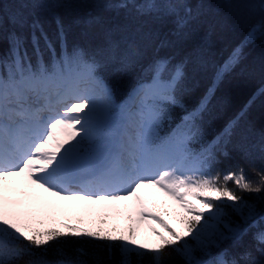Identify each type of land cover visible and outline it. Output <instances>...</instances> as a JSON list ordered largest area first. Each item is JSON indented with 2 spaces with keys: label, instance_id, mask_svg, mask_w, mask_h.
I'll return each mask as SVG.
<instances>
[{
  "label": "snow or ice",
  "instance_id": "6c2138e0",
  "mask_svg": "<svg viewBox=\"0 0 264 264\" xmlns=\"http://www.w3.org/2000/svg\"><path fill=\"white\" fill-rule=\"evenodd\" d=\"M95 2L106 11L125 10L126 19L171 17L173 27L159 39L157 51L184 43H191V51L175 62L172 56H157L117 102L100 72L110 64L127 71L138 63L142 25L106 27L101 17L89 14L78 21L82 34L99 27L100 42L69 49L59 16L53 17V39L34 13L9 15L8 23L21 31L8 33V54L0 55V264H170L173 254L182 264H249L247 250L228 258L213 249L246 233L231 220L232 213L244 225L260 215L242 194L264 193V174L253 182L238 166L213 172L217 154L227 155L238 120L209 138L203 118L243 47L264 35V0H258L261 18L216 67L211 85L191 108L183 96L207 70L203 52L210 43L209 32L192 27L199 22V7L193 9L191 0ZM2 31L0 15V39ZM109 120L119 121L115 136L106 128ZM141 189L155 190L151 206ZM62 202L86 207L69 212ZM117 202H126L123 227L109 223L120 215ZM149 220L163 230L148 228L156 238L151 245L137 239ZM253 239L264 245V231Z\"/></svg>",
  "mask_w": 264,
  "mask_h": 264
},
{
  "label": "trees",
  "instance_id": "16d2710c",
  "mask_svg": "<svg viewBox=\"0 0 264 264\" xmlns=\"http://www.w3.org/2000/svg\"><path fill=\"white\" fill-rule=\"evenodd\" d=\"M191 7H199L201 16L198 23L192 27L203 34L209 32L210 43L203 55L207 61V70L197 76L198 83L190 86V91L183 96L184 102L194 107L212 83L216 67L221 65L229 53L241 44L250 27L261 18L258 0H191ZM17 11L34 13L44 26L49 37L55 38L56 24L53 17L59 16L65 26L67 46L69 49L75 44L95 47L101 39L100 28L88 30L84 36L83 25L78 23L89 14L101 17L106 27L130 24L131 27L142 25L141 46L142 58L127 71H119L117 64H110L102 69L100 75L112 88L117 102L122 101L137 83L141 68L151 63L157 56H172L174 62L182 59L191 51V43H184L172 48L160 49L156 45L172 29L171 17L155 20L153 16L126 19V11L119 13L104 10L95 0H37L34 3L22 5L18 0H0V15L3 16L2 39H0V55H7L9 44L7 36L14 26L8 23L10 14ZM134 17V13L131 14ZM32 19V16H29ZM25 36L28 29H24ZM43 47V42H41ZM28 54L32 55V46L26 44ZM61 49L56 45V55ZM49 53L44 52L47 61ZM35 62V57H32ZM238 120L231 142L228 144L227 155L217 154L212 165L213 172L225 171L229 168H242L245 176L253 182L258 181L259 175L264 174V35H260L254 42L243 47L239 63L216 86L215 93L209 101L208 111L204 114L203 128L209 138L218 134L230 121ZM243 193V199L255 203L260 214L248 225H244L240 217L231 214V220L247 228L238 241L224 240L213 253L226 252L228 258L238 256L239 253L249 251V264H264V245L258 244L253 236L257 231H264V193ZM225 211L231 213L226 205ZM171 251V249H169ZM116 259L119 257L116 256ZM147 259V258H146ZM170 264H182L179 257L173 254Z\"/></svg>",
  "mask_w": 264,
  "mask_h": 264
},
{
  "label": "rangeland",
  "instance_id": "374dc122",
  "mask_svg": "<svg viewBox=\"0 0 264 264\" xmlns=\"http://www.w3.org/2000/svg\"><path fill=\"white\" fill-rule=\"evenodd\" d=\"M119 122L118 120H109L106 124V128L108 130H110L114 135V131L113 129L115 128L114 123ZM155 190L154 189H141V195L142 197H145V199L147 200V202L149 203V206H151V203L154 199L153 196H151L150 194H154ZM158 195V194H157ZM258 197L262 196L261 194H257ZM65 205V208L67 211L69 212H83V210L85 209L86 206L81 205L77 202H62ZM126 202H117V204L114 206V209H118L120 212V215L114 219H110L109 223H115L117 226L119 227H123L126 223L124 216L126 215V209L124 208V204ZM253 203V202H251ZM255 204V203H254ZM110 212L113 211V209H108ZM161 215H163V218L168 222V224L172 227L175 228L177 230H180V225L177 223V221L171 216V215H164L163 212H161ZM146 225V232H147V236L149 238V242L146 244H153L156 241V238L154 236H152L150 234V232H148V228L149 227H155L157 228L158 231H163L162 229L159 228L158 224L153 223L152 221H146L145 222Z\"/></svg>",
  "mask_w": 264,
  "mask_h": 264
},
{
  "label": "bare ground",
  "instance_id": "6f19581e",
  "mask_svg": "<svg viewBox=\"0 0 264 264\" xmlns=\"http://www.w3.org/2000/svg\"><path fill=\"white\" fill-rule=\"evenodd\" d=\"M114 125H115V128L113 129L114 135H117L119 133V122L114 123ZM145 228H146L145 224L141 226L137 239L138 242H142L146 244L149 242V238L147 236V232Z\"/></svg>",
  "mask_w": 264,
  "mask_h": 264
}]
</instances>
